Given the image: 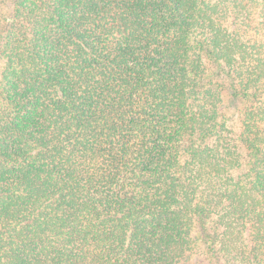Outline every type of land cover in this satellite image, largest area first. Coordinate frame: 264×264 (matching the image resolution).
<instances>
[{
  "label": "trees",
  "instance_id": "1",
  "mask_svg": "<svg viewBox=\"0 0 264 264\" xmlns=\"http://www.w3.org/2000/svg\"><path fill=\"white\" fill-rule=\"evenodd\" d=\"M263 93L264 0H0V264H264Z\"/></svg>",
  "mask_w": 264,
  "mask_h": 264
},
{
  "label": "rangeland",
  "instance_id": "2",
  "mask_svg": "<svg viewBox=\"0 0 264 264\" xmlns=\"http://www.w3.org/2000/svg\"><path fill=\"white\" fill-rule=\"evenodd\" d=\"M226 84V86H227V82L225 83ZM264 94V93H263ZM262 97L264 98V95H262ZM246 104H249V102H247ZM229 110H231V109H229ZM229 110H227V111H229ZM232 123V122H231ZM198 255H195L193 258H192V261H193V263L194 264H196V262L197 261H199L200 259H202V260H205V264H209V262L206 260V259H203V257L202 256H200V257H197ZM202 257V258H201ZM198 259V260H197Z\"/></svg>",
  "mask_w": 264,
  "mask_h": 264
}]
</instances>
